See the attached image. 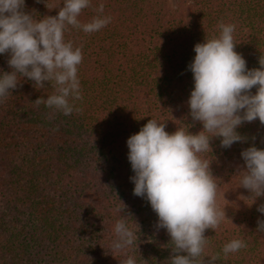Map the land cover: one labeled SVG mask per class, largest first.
<instances>
[{"label":"trees","instance_id":"16d2710c","mask_svg":"<svg viewBox=\"0 0 264 264\" xmlns=\"http://www.w3.org/2000/svg\"><path fill=\"white\" fill-rule=\"evenodd\" d=\"M63 3L26 0L25 10L39 20L58 15ZM100 3L110 24L91 34L74 28L65 33L83 53L82 99L75 101L80 110L65 116L36 105L55 88L50 82L37 88L22 77L0 103V264H120L126 256L113 255L110 246L121 218L117 208L124 205L139 235L128 255L137 264H169L171 237L154 227L158 216L150 203L133 195L127 140L153 118L165 122L169 134L203 130L187 103L194 89L188 66L195 45L219 35V22L236 25L235 50L249 69L260 67L264 0H92L78 17L81 23L97 15ZM9 58L0 54V74L11 72ZM237 131L246 142L224 149L220 138L211 141L218 203L233 205L234 214L216 231L206 230L205 261L220 253L217 264H264V234L256 232L264 197L251 205L236 176L243 150L253 144L264 149V125L257 119ZM232 239H244L248 247L225 259L222 249Z\"/></svg>","mask_w":264,"mask_h":264},{"label":"clouds","instance_id":"9594fccd","mask_svg":"<svg viewBox=\"0 0 264 264\" xmlns=\"http://www.w3.org/2000/svg\"><path fill=\"white\" fill-rule=\"evenodd\" d=\"M89 7L92 0H64L58 15L38 20L25 10L26 0H0V54L10 57L7 64L12 69L0 74V103L21 85L22 77L37 88H44V82L55 88L54 94L37 99L36 105L43 103L65 116L80 110L75 101L82 99L78 69L83 53L81 47L65 40V33L70 28L95 33L112 20L104 15L105 5L100 3L97 15L81 23L78 17ZM218 28L217 37L195 45L196 55L188 66L194 89L187 103L192 120L200 122L203 130L192 134L179 128L169 134L166 123L153 118L127 140L133 195L150 203L158 216L154 227L165 229L171 237L169 264H217L220 253L205 261L209 245L205 232L216 231L227 218L225 207L218 203L219 185L210 169L211 141L220 138V147L229 149L236 142L247 141L237 131L239 127L257 119L264 125V55L259 58V68L249 69L235 50L236 25L221 21ZM241 157L244 165L236 176L240 177L239 187L251 194L253 205L264 197V149L253 144ZM125 207L117 208L121 218L114 224L110 251L126 256L120 264H137L128 252L136 247L139 235L128 223L131 216L123 214ZM256 210L264 214V203ZM257 225L256 232L264 234V219H258ZM247 247L244 239H232L222 253L227 259Z\"/></svg>","mask_w":264,"mask_h":264},{"label":"rangeland","instance_id":"374dc122","mask_svg":"<svg viewBox=\"0 0 264 264\" xmlns=\"http://www.w3.org/2000/svg\"><path fill=\"white\" fill-rule=\"evenodd\" d=\"M174 4L176 0H173ZM221 207H225V213H226V218L229 219L233 216L234 214V206L233 205H222Z\"/></svg>","mask_w":264,"mask_h":264}]
</instances>
